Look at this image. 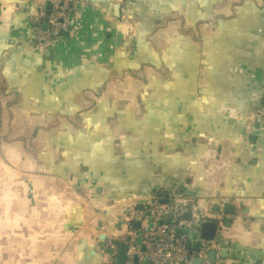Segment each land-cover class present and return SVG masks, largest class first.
Listing matches in <instances>:
<instances>
[{
    "label": "crops",
    "instance_id": "0c3cea01",
    "mask_svg": "<svg viewBox=\"0 0 264 264\" xmlns=\"http://www.w3.org/2000/svg\"><path fill=\"white\" fill-rule=\"evenodd\" d=\"M76 6L41 54L38 1L0 0V264H115L168 188L217 223L203 264H264V0Z\"/></svg>",
    "mask_w": 264,
    "mask_h": 264
},
{
    "label": "built area",
    "instance_id": "2783aa9c",
    "mask_svg": "<svg viewBox=\"0 0 264 264\" xmlns=\"http://www.w3.org/2000/svg\"><path fill=\"white\" fill-rule=\"evenodd\" d=\"M41 9V19L47 18V4L51 3L50 16L45 23L46 27L37 26L36 45L41 54L47 53L57 38L69 34L74 23L77 0H37ZM264 89V78L262 80ZM264 122V104L255 111L252 119L248 120L246 133L242 138L249 142L254 137V129ZM190 212L191 220H186ZM209 209L195 205L191 210L184 204L173 188H168L161 193H155L142 208H133L125 215L124 222L127 226L140 224L141 229L136 235L110 238L105 245L110 258L116 259L119 246L125 244L129 247L125 264H193L200 257L205 258L212 243L201 238V225L210 221ZM172 214L168 223L162 219ZM201 243L199 253L191 252L190 243ZM203 248V249H202ZM116 253V255H115Z\"/></svg>",
    "mask_w": 264,
    "mask_h": 264
},
{
    "label": "water",
    "instance_id": "95a60500",
    "mask_svg": "<svg viewBox=\"0 0 264 264\" xmlns=\"http://www.w3.org/2000/svg\"><path fill=\"white\" fill-rule=\"evenodd\" d=\"M120 7H121V4H117L116 7H115V10H116V16L117 18H120L121 14H120ZM52 8V5L51 3H48L47 4V9H48V12H47V18L45 19V21L47 22L48 21V18L50 16V10ZM46 27V25H45ZM196 205V203H187L185 206L187 209L191 210L194 208V206ZM233 206H228L227 208H231ZM232 209V208H231ZM235 213V211L233 210L230 214L233 215ZM192 218V215L190 212H188L186 214V217L185 219L186 220H191ZM172 219V214H169V215H166L165 217H163L162 219V222L163 223H168L169 221H171ZM216 236H217V223L214 222V221H205L203 222V224L201 225V238L205 241H208V242H213V241H217L216 239ZM189 247L191 248V243L189 245ZM201 247V244H197L194 249H196L197 251L200 249ZM128 250H129V247L125 244H121L119 246V250L117 252V256H116V261H115V264H125L126 262V258H127V254H128ZM246 250L247 252L251 253V254H257L259 252L257 251H251V250H247V249H244ZM216 251H212L211 252V256H214V260L212 259V263H216L217 260H216ZM195 264H203V260L202 259H198Z\"/></svg>",
    "mask_w": 264,
    "mask_h": 264
},
{
    "label": "trees",
    "instance_id": "16d2710c",
    "mask_svg": "<svg viewBox=\"0 0 264 264\" xmlns=\"http://www.w3.org/2000/svg\"><path fill=\"white\" fill-rule=\"evenodd\" d=\"M76 13H78V11L76 12ZM73 27H71V29H72ZM71 32V31H70ZM104 73V72H103ZM104 75V74H103ZM264 96V95H263ZM264 104V102H260L257 106H256V110L258 109V108H261V106ZM255 110V111H256Z\"/></svg>",
    "mask_w": 264,
    "mask_h": 264
}]
</instances>
